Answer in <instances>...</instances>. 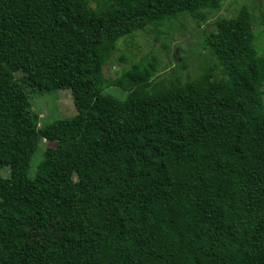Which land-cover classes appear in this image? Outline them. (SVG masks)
<instances>
[{
  "label": "trees",
  "instance_id": "16d2710c",
  "mask_svg": "<svg viewBox=\"0 0 264 264\" xmlns=\"http://www.w3.org/2000/svg\"><path fill=\"white\" fill-rule=\"evenodd\" d=\"M224 1L0 0V264H264L251 10L207 27L197 78L156 55L105 74L122 39ZM60 90L77 114L40 121L32 100Z\"/></svg>",
  "mask_w": 264,
  "mask_h": 264
},
{
  "label": "rangeland",
  "instance_id": "374dc122",
  "mask_svg": "<svg viewBox=\"0 0 264 264\" xmlns=\"http://www.w3.org/2000/svg\"><path fill=\"white\" fill-rule=\"evenodd\" d=\"M243 7H248L252 12L255 44L260 53L264 54V0H226L222 3L220 12L210 14L208 22L204 25L198 24L190 16H183L165 27L168 35L149 36L138 32L133 37L122 39L113 53L110 64L105 68V74L113 79L117 72L130 68L134 62L156 55L160 62V76L180 78L183 81L197 78L204 69L206 52L203 43L207 27L209 30L215 29L213 23L220 17L232 18ZM166 44L168 47H165ZM32 109L39 114L42 122L70 119L77 114L74 98L69 90L36 96L32 100ZM49 147H55V144L43 140L37 160ZM2 174L8 175L9 170L2 171Z\"/></svg>",
  "mask_w": 264,
  "mask_h": 264
}]
</instances>
